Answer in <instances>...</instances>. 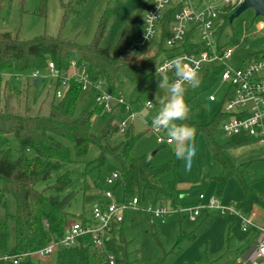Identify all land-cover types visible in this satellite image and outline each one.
<instances>
[{
    "label": "trees",
    "instance_id": "trees-1",
    "mask_svg": "<svg viewBox=\"0 0 264 264\" xmlns=\"http://www.w3.org/2000/svg\"><path fill=\"white\" fill-rule=\"evenodd\" d=\"M72 1L61 4L65 12ZM234 10L235 8L224 6L218 14L219 26L216 30V41L219 48L238 44V35L228 32L232 24L229 23V17ZM171 15L172 8L166 11L161 21L160 40L156 45L154 58L156 56L158 58L163 52H173V49L169 50L164 45L169 35L168 26ZM66 17L65 13L62 21ZM256 18L259 17L255 16L250 26L254 24ZM141 24V16H133L125 25L112 52L99 47L105 27L104 15L99 21L98 31L93 41L85 46L77 45L74 41L60 36L43 35L21 41L16 35L0 31V77L8 73L29 77L34 71L43 75L48 63H53L56 70L62 73L68 70L69 62H75L77 65H86L90 81L101 82L103 89L110 94H115L117 86L128 82L136 88V100L148 91H152L155 96H163L164 93L157 86L158 79L155 71L151 68L154 58L143 60L139 65L135 62L137 53L132 50V46L138 39ZM184 48L187 51L189 45L185 44ZM129 53H133L134 56L127 58ZM250 55L264 56V49L253 51L248 56L251 57ZM41 79L40 77L36 81L39 83ZM49 80L52 97L46 115L33 114L28 106L21 111L11 105L9 95L0 97V203L4 202L6 196H11L15 202V212L10 216L14 243L10 252L7 253L8 256L34 252L53 241L60 240L64 230L69 226L68 221L75 218V215L69 212L76 194L71 190V174L69 171L61 172L63 166L72 163L70 149L63 141L72 145L76 158L84 157L92 147H95L98 155L93 163L98 171L106 165L107 156L110 157L113 162L112 171L120 174V179L116 181L112 189L115 192L117 189L121 190V201L136 197L141 207L160 202L168 204L171 208L178 207L179 195L175 189V179L166 183L160 180L161 176L175 169L173 161L155 165L151 156L133 158L131 150L139 134L135 133L130 126L129 129L124 130L118 140L113 139L119 132V124L113 118L104 124L98 134H93L91 132L92 118L95 115H101L105 111L104 106L97 104L92 94L87 93V105L77 113L79 97L84 93L81 87L76 82L69 81L62 96L56 98L55 92L59 89L60 80L52 78ZM10 92L16 93L8 86V93ZM155 103L160 105L157 99ZM225 118L226 116L219 111L206 125L196 126L189 119L186 123L203 135L212 159L221 167L220 174L215 177L216 194L221 195L225 182L229 178H235L243 191V198L232 206L240 214L248 215L255 205L264 209V204L261 196L257 195L251 189L250 183L245 180L243 164L234 165L216 141L217 130ZM228 139L232 145H242L252 141L251 138L244 136ZM97 181L105 185L100 174L97 176ZM92 207H87L88 210H84L86 207L82 208V211L87 213L84 217L87 222H89L88 216ZM128 213L125 214V218ZM123 222L113 230L111 239L100 251L92 249L86 238L79 239L78 243L71 248L77 257L78 264H109L106 259L109 254L114 256L115 264H132L123 235ZM193 239V232L186 233L180 230L171 252H181ZM254 240L255 236L248 245L235 247L233 239L227 232L223 252L209 257L204 249L201 264H221L227 259H230L227 261L228 264H236L237 259L242 257ZM7 241V224L0 218V254L6 252ZM68 249L62 248L55 251L51 256L54 264H66ZM164 256L165 254L157 264H163ZM0 264L13 263L10 260H0ZM18 264H36V262L29 258Z\"/></svg>",
    "mask_w": 264,
    "mask_h": 264
},
{
    "label": "rangeland",
    "instance_id": "rangeland-1",
    "mask_svg": "<svg viewBox=\"0 0 264 264\" xmlns=\"http://www.w3.org/2000/svg\"><path fill=\"white\" fill-rule=\"evenodd\" d=\"M70 0H0V31L9 32L16 35L21 41H28L35 37L60 36L63 39L74 41L77 45H89L98 31V25L101 17L105 16V27L99 41L101 49L112 52L119 41L125 25H127L133 16L139 15L143 18L145 13L144 0H73L67 12L62 9L61 4H67ZM213 0H203V3ZM42 11V14H40ZM67 17L62 21L64 14ZM255 16L251 9L244 11L235 18L229 28V33L238 35V41L242 35L248 36ZM257 20V18L255 19ZM63 22V23H62ZM250 28V29H249ZM160 40V31L158 30L153 41L143 50L137 51L135 62L141 64L143 60H152L156 53V45ZM243 45L234 52L233 59L228 61V67H238L241 61L254 51L257 44L248 37L243 41ZM246 46H249L246 48ZM168 53L163 52L159 57L154 58L152 69L156 68V63H160L167 57ZM129 53L127 58L133 57ZM214 68V74L210 72ZM224 69L221 65H205L198 73L199 86L196 88L188 87L185 94V101L190 107L189 120L196 126H203L209 123L217 112L222 110L223 97L228 89V85L219 79L220 72ZM208 71V72H205ZM41 75V74H40ZM47 71L41 75L39 83L29 79L28 75L15 76L13 73L4 74L1 79V95L11 97V105L16 109L23 110L26 106L32 109L33 114L46 115L51 101V84ZM8 86L15 91L8 93ZM165 95V91L161 89ZM115 95L121 96L125 104H129L131 112L135 114L133 119L129 118L128 111L123 105L110 102L111 112L104 111L101 115H95L92 118L91 132L98 134L104 124L111 118L116 123L126 120V129L133 127L139 138L132 147L131 156L139 158L141 156H151L153 163L159 165L168 161H173L175 169L163 176L160 180L166 183L175 179L176 183L184 181L193 184L192 190L199 192L208 185L211 179L220 174V166L215 162L210 154L202 134L195 135L196 155L192 164L191 171H187L184 162L176 159L171 144H159L155 133L151 130V121L153 116L159 111L160 105L155 103V95L152 91L143 94L139 100H136V88L131 83H124L115 88ZM216 97V101H209V96ZM151 101L152 108L145 107L147 102ZM87 92L80 95L76 111L80 112L87 105ZM125 129V130H126ZM151 129V130H150ZM124 132V131H123ZM122 132V133H123ZM121 132H118L113 139H119ZM163 138L166 134L161 132ZM216 141L222 146V152L238 166L243 164L245 180L250 183V187L257 193L262 194L264 198V147L252 140L250 143L242 145H232L220 129L217 130ZM70 149L71 164L63 166L62 171H69L71 178V190L75 191V200L69 207V212L75 215V218L68 221V225L75 222H87L84 210L91 208L98 200H104L103 193L109 188L97 181L98 174L104 178L112 171L113 162L107 156V163L100 171L95 168L93 160L98 155V150L92 147L91 150L82 158H76L73 147L70 143L63 141ZM233 188H237L236 185ZM116 199L120 200L122 193L117 189ZM216 196V195H215ZM220 200L221 198L217 196ZM97 200V201H96ZM86 207L83 211L82 208ZM15 212V202L11 196H6L3 203H0V218L7 224L8 241L6 252L0 256L7 255L12 249L14 243V231L10 221V216ZM83 213V215H81ZM90 216V214H89ZM88 216V219H89ZM184 222L181 229H197V235L202 236L203 231H207L209 224L199 222ZM264 228V218L262 219ZM178 220L175 215L168 219L164 224L157 220H152L147 213L143 211L129 212L122 224L123 235L127 242V250L132 264H157L162 258L163 264H192L195 250L192 246L185 256L180 252L172 253L178 231ZM88 240V239H87ZM213 244L221 246L222 238ZM187 245V244H186ZM185 245V246H186ZM196 245V244H195ZM194 245V246H195ZM202 254H203V250ZM192 255V256H190ZM230 259H227L229 261ZM36 264H54L51 257L46 260L32 258ZM225 261L221 264H228ZM66 264H78V260L73 250L69 248L66 252ZM233 264V263H232Z\"/></svg>",
    "mask_w": 264,
    "mask_h": 264
},
{
    "label": "built area",
    "instance_id": "built-area-1",
    "mask_svg": "<svg viewBox=\"0 0 264 264\" xmlns=\"http://www.w3.org/2000/svg\"><path fill=\"white\" fill-rule=\"evenodd\" d=\"M243 0H213L202 4L200 0H144L145 13L138 39L132 46L134 52L143 50L150 44L161 30V21L168 9L172 8L169 35L164 42L167 49L173 52L160 61L163 65L167 61L182 57L185 64L195 68L199 73L205 65H221L224 69L220 72L219 79L228 85L223 97L221 112L226 116L220 125L222 134L226 137L244 136L255 140L264 147V56H246L238 67H228L226 63L233 59L234 52L242 46L243 41L248 37L257 44L254 51L264 49V19L257 18L249 35H242L238 44L220 47L216 41V30L219 26L218 14L224 6L237 8ZM249 28V29H250ZM188 44L186 51L184 45ZM249 46H246V48ZM156 69V68H155ZM154 69V71H155ZM48 78L60 80L59 89L55 92L56 98L62 96L69 81L76 82L82 91L91 93L95 102L103 105L105 111L111 112L110 102L123 105L128 111L129 118L133 119L135 114L131 112L129 104H125L121 96L110 94L103 89L101 82L93 83L87 75L86 65H77L69 62L66 72L59 73L53 63H48L46 69ZM205 72H208L205 70ZM214 74V68L210 70ZM41 77L38 71L30 74L29 79L38 80ZM209 101H216V97L209 96ZM145 107L150 109L152 104L147 102ZM126 120L119 124V132L126 129ZM151 130V129H150ZM152 133H155L151 130ZM157 143L170 144L167 138H163L161 132L155 133ZM120 179L117 171L110 172L104 180L109 188L104 191L103 198L94 204L89 222H75L65 230L63 237L53 241L49 245L34 252H25L13 256L3 255L0 260H10L18 264L25 259L36 257L38 260L49 259L56 250L74 247L79 239H88L92 249L102 250L108 242L113 230L123 222L125 214L134 211H143L152 220L165 223L173 215L184 214L191 222L195 221L201 209H215L220 214L229 213L236 215L241 220V229L245 232L249 227H254L255 211L248 215L240 214L232 205H223L216 197H210L206 204H203L204 195L198 196L199 203L190 208H171L168 204H148L139 206L136 197L127 201L116 199L113 185ZM254 244L246 253L237 259L236 264H264V228L255 225ZM109 264H115L114 256L109 254L106 257Z\"/></svg>",
    "mask_w": 264,
    "mask_h": 264
},
{
    "label": "crops",
    "instance_id": "crops-1",
    "mask_svg": "<svg viewBox=\"0 0 264 264\" xmlns=\"http://www.w3.org/2000/svg\"><path fill=\"white\" fill-rule=\"evenodd\" d=\"M36 83L38 82L35 81V84ZM257 144L259 143L257 142ZM220 171H221V167H220ZM211 180L212 181L208 182L206 188L200 190L199 192L192 190L193 184L189 182H184V181L178 183L175 182V189L179 195L177 206L181 208L193 207L195 204L199 203L198 196L200 194L204 195V199L202 201L203 204H206L210 197H216L223 205L226 206L238 203L243 198V191L238 181L235 178L233 177L229 178L225 182L223 192L221 195H219L221 200L217 197L218 195L216 194L217 181L215 180V177L212 178ZM234 185H236L237 188H233L232 190V186L234 187ZM255 193L261 196L262 202L264 204L263 195L257 192ZM252 211L256 212V216L254 217V223H253L254 227L253 226L249 227L245 232H243L241 229V220L238 216L229 213H224L222 215L215 209H201L199 215L197 216L195 221H193L196 222L197 219L200 218L199 222L201 221L203 223L209 224L207 231H203L201 237H199L196 233L198 227H200L201 224H199L197 228H192L191 230H185V229L183 230L181 229V225L184 222H189V223H193V222L189 221L184 214H176L175 217L178 220V226H179L178 231L183 230L186 233L193 232L194 235V239L184 247V249L180 252V255L185 256V253L193 246L195 250V253L193 255L195 256L192 260V264H201L203 262V254L201 250L205 249L206 254L209 257L217 256L223 252L225 248V237L227 232H229L230 237L233 239L235 243V247H244L248 245L251 242V239L254 238L255 236V232H256L255 225L257 227H262L263 226L262 219L264 218V209L261 208L260 206L255 205ZM221 238H222V243L220 247L218 243L213 244L212 241L216 240V242H218L219 239ZM253 244L254 242L251 243V246Z\"/></svg>",
    "mask_w": 264,
    "mask_h": 264
},
{
    "label": "clouds",
    "instance_id": "clouds-1",
    "mask_svg": "<svg viewBox=\"0 0 264 264\" xmlns=\"http://www.w3.org/2000/svg\"><path fill=\"white\" fill-rule=\"evenodd\" d=\"M155 76L158 89H163L165 95L155 96L161 107L152 118L151 128L157 134H166L176 159L183 161L185 169L191 171L196 155V129L186 123L190 107L185 101V94L188 87L199 86L198 72L185 64L182 57H175L163 65L156 63Z\"/></svg>",
    "mask_w": 264,
    "mask_h": 264
},
{
    "label": "water",
    "instance_id": "water-1",
    "mask_svg": "<svg viewBox=\"0 0 264 264\" xmlns=\"http://www.w3.org/2000/svg\"><path fill=\"white\" fill-rule=\"evenodd\" d=\"M248 9L254 12V16L264 19V0H243L230 15L229 23H232L235 18Z\"/></svg>",
    "mask_w": 264,
    "mask_h": 264
}]
</instances>
